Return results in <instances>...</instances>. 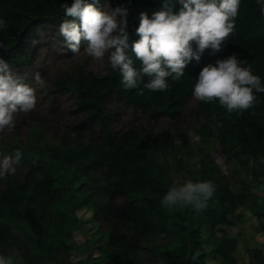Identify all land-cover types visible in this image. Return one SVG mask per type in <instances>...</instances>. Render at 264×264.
Returning <instances> with one entry per match:
<instances>
[{"label":"trees","instance_id":"1","mask_svg":"<svg viewBox=\"0 0 264 264\" xmlns=\"http://www.w3.org/2000/svg\"><path fill=\"white\" fill-rule=\"evenodd\" d=\"M72 2L0 0V20L7 25L0 28V41L8 46L7 52L0 49V58L27 83L40 73L47 86H33L51 109L61 97L72 104L69 118H51L46 109L22 112L13 131L0 133V157L22 153L16 172L0 177V255H12L13 264H236L242 241L247 245L243 264H264V245L241 240V233L233 230L254 217L256 233L264 236V168L249 165L264 159V93H254V106L239 116L228 113L218 100H195L190 113L199 122L194 134L198 139L178 128L181 142L174 143L170 131L155 121H180L187 102L194 99L201 70L232 54L251 64L264 83L261 6L256 0H240L235 30L220 51L206 49L199 61L187 64L179 81L168 79L166 91L145 89L141 95L138 89L123 88L119 71L110 63L96 73L84 63L66 60L59 72L49 73L34 41L41 28L59 32L67 18L62 6ZM86 2L99 9L127 8L126 53L139 69L132 44L140 39V15L151 18L164 10L166 0ZM182 6L181 0H170L174 12ZM60 44L67 49L63 37ZM123 107L156 123L119 128ZM218 148L227 165L237 164L231 176L212 155ZM242 172L253 184L239 179ZM231 178L238 181L231 183ZM188 180L214 184L207 207L163 208L160 202L169 188ZM80 213L90 214L91 222ZM91 235L95 241L78 252L80 242Z\"/></svg>","mask_w":264,"mask_h":264},{"label":"clouds","instance_id":"2","mask_svg":"<svg viewBox=\"0 0 264 264\" xmlns=\"http://www.w3.org/2000/svg\"><path fill=\"white\" fill-rule=\"evenodd\" d=\"M256 2L264 11V0ZM181 3L178 13L170 7V0H166L164 10L155 12L151 18L141 13L136 29L140 39L132 44V52L141 63L139 69L126 53L129 34L125 7L101 10L95 3L73 0L71 5L62 6L67 18L60 24L59 33L74 54L80 52L82 40L86 42L84 51L95 61L102 62L107 54L111 67L119 71L124 89H138L141 95L145 89L166 91L168 79L179 81L187 64L193 59L199 61L206 49L221 50L222 43L235 30L240 0H181ZM6 27L5 21L0 20V28ZM193 42L197 46L195 50ZM0 49L7 52V44L0 41ZM33 85L40 89L47 86L39 72L35 73L32 84L27 83L0 58V133L14 130L16 114L35 108L37 97ZM254 93H264V83L253 74L252 65L240 60L237 54L218 60L216 65L205 66L193 88L195 100L205 103L218 100L228 113L238 116L254 106ZM21 156L17 150L11 156L0 157V177L14 174ZM214 192L211 181L188 180L180 185L174 183L160 203L165 209L193 206L199 211L207 207ZM13 262L12 255H0V264Z\"/></svg>","mask_w":264,"mask_h":264},{"label":"rangeland","instance_id":"3","mask_svg":"<svg viewBox=\"0 0 264 264\" xmlns=\"http://www.w3.org/2000/svg\"><path fill=\"white\" fill-rule=\"evenodd\" d=\"M101 10H111L108 6H105ZM61 35L58 31H56L52 27H46L39 29L38 37L34 41V46H38V53L42 55L46 62L47 66H49V73L55 74L59 72L62 65L66 60H72L74 63H84L86 64V67L90 70H93L96 73L104 72L107 70L109 61H108V55H105V58L102 62L95 61L92 57L88 56L86 54L85 47L86 42L82 40L81 46H80V52L78 54L72 53L70 50L65 49L60 44ZM36 97H37V103L35 108L30 112H38L41 113L44 109H46L50 115L51 118H69L70 115V108L72 106L71 101L66 97H61L58 102L56 103L55 108L51 109L49 107V101L41 92L36 90ZM117 108H119L118 105H115ZM196 108V101L195 99H191L187 102L185 112L182 114V117L180 121L174 122L169 120L165 117H158L155 118V121H157V127H159L161 130H168L170 131V139L174 143H180L181 138L179 137L178 128H180L183 131H191L190 137L192 139H198L197 135H194L196 133V129L199 125V122L195 119V116L191 114V111H194ZM121 118L120 122L118 123L119 128H126L130 126H147L148 123L155 124L156 122L153 121V119L145 115L141 112H135L132 109L129 108H121ZM21 113L16 114V118L21 117ZM212 155L214 156L216 162L219 164V166L222 168L223 172L231 176L233 172L237 169V164L234 163L232 167L227 165L226 158L224 154L222 153L221 148H218L216 151L212 152ZM250 166H255V168L263 169L264 166L261 164V162L257 161L256 163L251 160L249 161ZM240 180H246L248 184H253L252 177L246 176V172H242L241 176L239 177ZM237 178H231L230 182L235 183ZM262 195H264V190H261L260 192ZM80 217L85 220L86 222H91L92 216L88 213H80ZM257 227V220L254 217H251V219L247 220L244 224L242 229L241 228H234L233 230L235 232L241 233V240L247 239L252 240L253 243H259L264 245V236L262 234L256 233L255 228ZM80 239L83 240L84 237L80 236ZM85 239L83 240V242ZM95 241L94 235L89 236L88 240L86 242H80V247L78 249V252H85L86 247L85 244L91 245ZM247 245L246 243L241 241L240 245V252L237 257L236 264H243V262L247 258V251H246Z\"/></svg>","mask_w":264,"mask_h":264}]
</instances>
